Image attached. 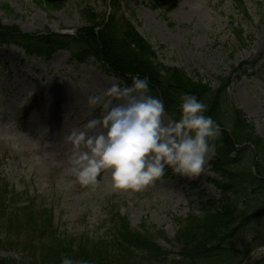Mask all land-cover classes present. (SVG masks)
<instances>
[{
	"label": "rangeland",
	"instance_id": "374dc122",
	"mask_svg": "<svg viewBox=\"0 0 264 264\" xmlns=\"http://www.w3.org/2000/svg\"><path fill=\"white\" fill-rule=\"evenodd\" d=\"M52 1L58 7L45 9L38 0H0V21L5 27L16 26L22 33L47 30L70 34L81 26L79 10L85 7L97 14L113 13L112 4L107 0H59L60 4ZM118 5L120 13L150 45L159 65L181 71L200 85H207L210 92L224 91L230 105L264 142V0H244L247 16L233 0H118ZM233 28L242 31L245 39L242 43L235 40ZM34 78L39 85L40 79H44L49 91L43 97L51 95L53 98L52 102L44 98L32 102L33 112L28 123L30 131L31 124H36L35 137L21 128V112L17 109L21 91L33 87L30 83ZM110 86L111 77L103 73L99 65H69L65 51H58L45 63L23 52L17 54L14 48H1L0 186L7 184L9 190L25 192L34 200V209L38 211L31 212L35 228L29 232L31 239L41 233L38 218L42 203L48 206L47 210L53 208L59 232L87 231L95 235H101L97 230L98 221L103 218L100 213L109 205L128 218L132 229L141 230L144 226L155 235L160 248L175 253L177 249L173 248L172 241L179 227L177 220L192 214L204 222L202 206L220 198L211 183L217 177L210 173L209 162L216 156L217 149L223 155L225 150L216 146L205 165L206 170L197 177L183 176L168 168L170 176L161 177L140 191H132L114 189L110 172H103L99 182L86 189L70 171L71 145L65 137L73 127H79L80 122L86 123L101 115L100 108L89 109L87 99ZM207 93L204 91L203 97L209 98L210 93ZM221 109L220 104L215 110L222 112ZM60 110L65 112L64 118ZM220 129L233 138L232 126ZM237 143L238 146L232 148L237 154L242 147L247 150L233 164L234 174L250 168L251 173L258 175L259 172L264 177V157L257 160L250 143ZM255 164H258L257 170H254ZM245 177L242 173L237 176L239 190V181ZM258 186L255 183L257 189ZM237 196L240 211L251 214L264 210V190L253 194L250 187H245ZM211 225L217 227V224ZM160 232L167 241L157 236ZM237 246L239 250L243 246L250 254L242 264H255L264 259V231L240 237ZM257 247L260 248L255 251ZM260 251L262 254L255 255ZM20 256L17 249L6 246L0 249V259L20 262Z\"/></svg>",
	"mask_w": 264,
	"mask_h": 264
},
{
	"label": "trees",
	"instance_id": "16d2710c",
	"mask_svg": "<svg viewBox=\"0 0 264 264\" xmlns=\"http://www.w3.org/2000/svg\"><path fill=\"white\" fill-rule=\"evenodd\" d=\"M42 4L52 8L58 7L51 0H45ZM112 8L111 15L96 14L88 8L80 11L83 22L74 36H58L48 32L44 35L26 36L19 34L15 28H0V35L10 42L21 44L28 52L39 56H47L50 49L61 48L70 51L74 59L81 60L87 57L99 60L107 72L128 85H131L133 77L147 78L150 94L163 100L168 114L176 119L180 117L181 95L185 93L195 95L207 105L205 114L212 117L220 128L232 126L233 138L221 129L220 139L214 141L217 147L221 146L225 150L223 155L217 149L216 157L211 164L212 171L221 178V182L217 183L221 193L220 207L210 215L205 214L204 222L200 221L203 219L196 217H189L184 222L177 235L178 242L182 241L185 246L181 252L182 258L172 264H231L238 260L237 256L241 260L246 258L249 255L248 250L242 248L243 246L239 250L236 242L240 237H250L254 236L255 232L264 231V225H258V219L264 215V211L250 214L238 209L237 195L241 191L236 186V180L240 173L246 176L239 181L240 187L242 190L250 187L253 194L256 191L255 183L259 184L258 190H264V180H257L250 168L249 171H238V175H235L232 166L244 155L247 147L240 148L238 154L232 148L238 144L237 142H248L253 145L254 150L251 151L259 160L264 157L261 155L264 153L263 140L254 134L241 114L230 105L224 91L215 89L210 92L207 85H200L181 71L159 65L150 45L120 13L118 0H112ZM225 83L229 84L228 80ZM204 91L210 93L209 98L203 97ZM220 104L222 112L215 110ZM254 168L257 170L258 164H255ZM211 224H217V227ZM254 224L256 228L251 226ZM15 227L13 217L5 218L3 222L1 218L0 237H5L4 233L14 232ZM121 229V226L115 228L125 238L122 243H117V239L105 240L102 244L93 243L90 251L85 250V246L82 245L76 253L57 250L50 258H43L42 264H60L61 258L65 255L74 260L86 261L87 264H134L140 261L137 257L143 260L142 264L162 263L166 255L156 246L151 235H140L129 229H124L122 233ZM208 230L215 232L210 234ZM7 240L9 241L6 239L5 242ZM257 264H264V260Z\"/></svg>",
	"mask_w": 264,
	"mask_h": 264
},
{
	"label": "clouds",
	"instance_id": "9594fccd",
	"mask_svg": "<svg viewBox=\"0 0 264 264\" xmlns=\"http://www.w3.org/2000/svg\"><path fill=\"white\" fill-rule=\"evenodd\" d=\"M87 104L102 114L65 137L71 145L70 171L83 186L96 185L102 172H110L114 189L132 191L153 184L166 168L197 177L206 170L221 133L197 96L181 95L176 119L163 100L150 94L148 79L139 76L131 85L111 77V86L89 95ZM60 264L87 262L65 255Z\"/></svg>",
	"mask_w": 264,
	"mask_h": 264
},
{
	"label": "bare ground",
	"instance_id": "6f19581e",
	"mask_svg": "<svg viewBox=\"0 0 264 264\" xmlns=\"http://www.w3.org/2000/svg\"><path fill=\"white\" fill-rule=\"evenodd\" d=\"M65 116H63V118H64Z\"/></svg>",
	"mask_w": 264,
	"mask_h": 264
}]
</instances>
